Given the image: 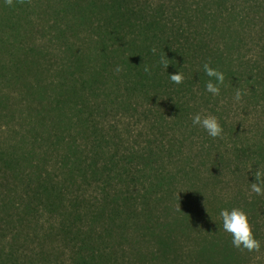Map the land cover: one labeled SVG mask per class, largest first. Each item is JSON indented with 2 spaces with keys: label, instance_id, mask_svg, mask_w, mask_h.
<instances>
[{
  "label": "rangeland",
  "instance_id": "1",
  "mask_svg": "<svg viewBox=\"0 0 264 264\" xmlns=\"http://www.w3.org/2000/svg\"><path fill=\"white\" fill-rule=\"evenodd\" d=\"M195 1L117 2L167 21ZM249 2L264 5V0ZM112 3L13 0L12 5L45 23L51 15L40 18L44 7ZM8 6L0 0V264H264V194L249 186L257 166L264 172V87L250 85V108L233 104L244 115V130L224 131L222 142L212 143L191 118L196 113L218 117L212 110L217 96L195 85L173 84L164 75L157 79L149 67L153 62L141 61L150 79L136 84L133 76H124L121 55L128 50L120 44L111 53L91 55L102 80L93 92L80 86L85 101L65 99L61 63L68 56L57 55L55 41L50 44L53 64L49 61L40 84L45 98L37 100L42 112L30 98L13 101L9 109ZM94 24L78 31V37L85 36L77 39L83 49L91 47ZM57 94L63 99L58 104ZM47 131L58 140L46 141ZM8 153L24 157L18 171L8 169ZM64 156L74 164V178L65 173ZM44 169L62 185L56 197L25 192L19 178L31 173L35 186L34 173ZM232 207L247 214L259 251L232 247L218 215Z\"/></svg>",
  "mask_w": 264,
  "mask_h": 264
},
{
  "label": "trees",
  "instance_id": "2",
  "mask_svg": "<svg viewBox=\"0 0 264 264\" xmlns=\"http://www.w3.org/2000/svg\"><path fill=\"white\" fill-rule=\"evenodd\" d=\"M114 1L116 3L104 6L44 7L39 9L40 18L51 15L45 23L24 15L26 11L22 7L8 6V108L13 107V101L22 102L30 98L38 112H42L37 100L42 102L45 98L46 90L42 86L40 88V84L53 64L51 43L58 42L57 55L68 56L61 63L64 72L61 75L62 84L68 86L65 99L78 102L85 101L81 85L83 91L93 92L96 89L94 85L102 80L100 71L90 64L91 55L100 51L111 53L120 44L128 50L127 54L121 55L126 57L125 60L122 58L125 66L122 70H126L124 76H133L136 84L150 79L145 75L150 70L145 65L143 67L141 61L147 66L155 63L149 67L155 68L157 79H161L162 75L169 79V75L180 72L184 76L181 84L195 85L202 92H205L204 85L209 79L203 73L202 64L209 62L211 67L222 71L224 83L220 95L215 98L216 108H212L223 129L221 136L225 132L237 134L243 131L245 118L234 108L232 97L239 90L241 101L237 106L248 109L250 85L254 83L256 87H264V5L249 0H196L186 9L185 6L178 8L180 15H175L174 19L164 21L156 14L148 18L143 7L120 5L118 0ZM91 23H96L92 26L94 34L89 38L91 47L85 50L77 40H85V36L78 37V31ZM162 59L167 68L162 66ZM105 64L108 65L107 62ZM36 77L38 84L34 83ZM57 98V104L63 101L59 99V94ZM219 98H222V103H218ZM32 101L28 104L30 109H34ZM41 120L45 122L46 116L42 115ZM47 133L46 141L50 136L58 140L54 131ZM221 136L210 137L209 141L222 142ZM38 141L36 137L35 144ZM243 153L244 149L238 157ZM22 158L17 153H8V169L18 171ZM67 158L63 157L67 163L65 173L74 178V164H68ZM34 176L37 178L35 186L31 173L25 172L19 177L25 183V192L31 190L34 195L42 192L55 197L62 193V185L46 173V169L34 173Z\"/></svg>",
  "mask_w": 264,
  "mask_h": 264
},
{
  "label": "clouds",
  "instance_id": "3",
  "mask_svg": "<svg viewBox=\"0 0 264 264\" xmlns=\"http://www.w3.org/2000/svg\"><path fill=\"white\" fill-rule=\"evenodd\" d=\"M9 6L12 5L13 0H3ZM155 52V49L152 50ZM162 66L167 68L166 62L161 61ZM202 70L209 79L205 82L204 90L210 93L213 97L220 95L221 85L224 83V73L217 68L211 67L209 62L202 64ZM121 67L116 66L115 72H120ZM147 72L148 69L146 68ZM169 79L173 84H181L184 76L180 72L169 75ZM215 81V83L213 82ZM234 102L241 100V92L235 91L233 97ZM192 126H198L203 129L209 137L218 138L222 134V127L215 116L196 113L191 118ZM254 181L249 183L250 191L257 195L264 194V172H261L259 166L253 173ZM222 230L231 236V245L236 249L247 250L248 252L259 251L260 242L254 237L252 228L250 226L247 214L238 207L221 208L219 213Z\"/></svg>",
  "mask_w": 264,
  "mask_h": 264
}]
</instances>
